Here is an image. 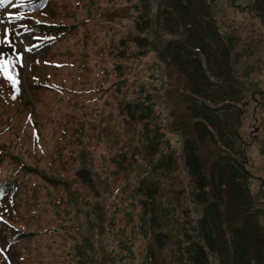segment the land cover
<instances>
[{
    "label": "rangeland",
    "instance_id": "1",
    "mask_svg": "<svg viewBox=\"0 0 264 264\" xmlns=\"http://www.w3.org/2000/svg\"><path fill=\"white\" fill-rule=\"evenodd\" d=\"M14 1L32 20L10 12ZM32 2L0 0V60L19 82L5 77L1 176L22 183L13 212L0 216L29 234L14 264H264L255 0ZM44 20L66 34L41 55L22 24ZM195 66L210 99L193 90ZM192 146L193 168L184 159ZM87 200L101 202L102 218Z\"/></svg>",
    "mask_w": 264,
    "mask_h": 264
},
{
    "label": "trees",
    "instance_id": "2",
    "mask_svg": "<svg viewBox=\"0 0 264 264\" xmlns=\"http://www.w3.org/2000/svg\"><path fill=\"white\" fill-rule=\"evenodd\" d=\"M56 0H33L32 2V6L30 7H36V8H46L48 9L52 3H54ZM255 7L260 10V13L262 12V15L264 14V0H255L254 2ZM44 12V11H43ZM261 15V16H262ZM44 24H39L36 25L34 24V22L31 23H27L26 22V28L29 31V35H33V38L35 36H39L40 39L36 42L33 41L35 43H37L38 45H41V52L43 55V52H45L46 50H48L47 48H50L52 45H54L59 38L63 37L62 35H64V33L66 34V30H62L64 28V26H60L58 23H46L49 22L48 20H44ZM62 30V31H61ZM223 39V38H222ZM224 45L226 46L227 43L225 42ZM191 66V65H190ZM210 67V65H209ZM33 68V67H32ZM188 68V67H187ZM210 69H212L210 67ZM195 70L199 73H201V76H193V90L195 93H202L203 96L205 98H209L210 96L213 95V91L207 87L206 85L208 84V78L207 76H205L203 74V72H201L197 66H195ZM212 71L214 72V70L212 69ZM197 73V74H199ZM12 75L15 76V78H18L16 75V72L13 70ZM6 75L4 74V72L2 70H0V105H4L6 102V99L4 98V93L8 90V86L4 84L7 83V81L5 80ZM37 80V78L32 79L33 83H31L32 86V90L34 91V89L39 88V84L34 83ZM38 81L43 85V83H46L45 81H42L40 77H38ZM8 84V83H7ZM203 86V87H202ZM206 89H203V88ZM209 95L206 96V95ZM19 102H21L24 106H27L26 102H24V98L22 96H20ZM206 105V104H204ZM204 105L200 104V107H203ZM208 105V104H207ZM208 109V108H207ZM205 110V109H203ZM206 111V110H205ZM208 112V111H206ZM200 116V115H199ZM143 118H147L146 115L143 116ZM139 120V118H137ZM206 120L209 118H205ZM207 124H204V122H202V124L198 125L200 126V128H198V130H196V133L194 136H192L191 138H193V145H196L198 142L203 141L204 140V134L202 133V129L201 126H203L205 128V130H208V127L205 126ZM148 132H146L147 134ZM192 145V144H191ZM193 150V146L192 148L189 150V158H187V156L184 157L185 161H187L188 159V164L191 165V168L194 167L193 162L196 161L197 157L195 156ZM1 156V155H0ZM4 163V155H2L0 157V208H2L0 210L1 213H6L5 215L11 214L13 211L10 208L11 206H13L16 201L19 198L20 192L22 191V183L20 182V179H15V178H7V177H2L1 176V168L2 165ZM85 164V170L86 173H89L90 171H93L92 168L88 165V163H84ZM22 168L24 169H30L27 168V166L22 165ZM83 171V170H82ZM80 173H83V172ZM197 173H202L201 172V168H197ZM200 175V174H197ZM225 176V174L223 173V177ZM201 179L204 180L205 183L207 182V179L203 176H201ZM202 187H204V185H202ZM6 200V203H4V201ZM96 202L97 204L93 203ZM87 205L89 207L93 206V213L95 212L98 216V218H102L103 213L101 212V209L98 208L102 207L101 202L95 200V201H90L87 200ZM10 209V210H9ZM29 235L28 233H25L23 230L19 229L13 222H9L7 221L4 217L0 216V240L2 242H0V253L6 255L5 259H1L0 260V264H3L5 262H8L9 260L14 259L13 263H18V257L20 256L23 259V255H21L19 252H17L19 246L23 243L24 239L26 238V236ZM157 243L161 242L156 240ZM153 245V244H152ZM3 247V248H2ZM200 249V247L198 248ZM12 254L10 255L11 258H9V252ZM151 254V259L153 258V253L152 251H150ZM13 257V258H12ZM8 258V259H6ZM119 259L120 261L123 259V257L121 256H115L114 260Z\"/></svg>",
    "mask_w": 264,
    "mask_h": 264
},
{
    "label": "snow or ice",
    "instance_id": "3",
    "mask_svg": "<svg viewBox=\"0 0 264 264\" xmlns=\"http://www.w3.org/2000/svg\"><path fill=\"white\" fill-rule=\"evenodd\" d=\"M7 39V37L5 38ZM3 41H0L2 43ZM10 62L5 60H0V70L4 72V74L7 76V78L12 82L13 86L15 87L16 84H18V80L13 76L12 74L8 73L7 66Z\"/></svg>",
    "mask_w": 264,
    "mask_h": 264
}]
</instances>
